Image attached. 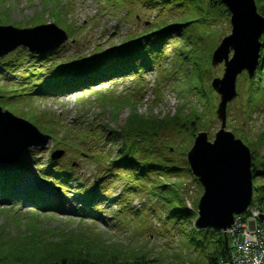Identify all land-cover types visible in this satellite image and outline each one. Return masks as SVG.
<instances>
[{
  "label": "trees",
  "instance_id": "obj_1",
  "mask_svg": "<svg viewBox=\"0 0 264 264\" xmlns=\"http://www.w3.org/2000/svg\"><path fill=\"white\" fill-rule=\"evenodd\" d=\"M103 1L104 9L114 11L118 9L117 5L133 4L132 0ZM136 1H141L142 7L149 11L159 12L158 19L150 26H145L140 33L130 36L119 47L115 46L109 51L98 47L90 56L83 55L64 62L56 61L63 48L41 56L28 54L26 49H18L0 59L1 72L15 77L10 81L16 80L0 85V104L13 110L17 107L13 99L17 97L31 94L57 96L84 90L96 82L112 80L117 76L145 74L156 69L159 70V81L168 83L166 80H171V84L175 83L172 88H180L176 92L182 101L181 114L176 117L172 115L152 119L144 116L138 112V103L134 101L135 105L131 107L133 111L131 109L122 127L112 128L106 124L90 122L85 129L84 126L77 128L61 125L59 120V127L56 125L51 130L52 133L46 131V122L41 117L38 119L31 112L32 109H29L32 113L30 120L37 122L46 133L53 134L58 144L67 148L73 157L82 155L88 158L98 169V175L93 177L94 181L88 187L87 181L78 179L76 168L66 160L50 161L48 166L35 170L46 179V185L50 188L60 186L62 194L55 198L37 188H25L21 196L16 194L24 202L34 206V209L15 211L11 224L7 220L0 225V264H220L221 260L228 257L229 249L223 232L214 229L198 230L193 224L196 212L188 209L181 193L185 188L183 173L187 170L192 175L187 162L182 159L185 154L177 149L172 150L171 148L177 147L170 148L166 141L159 140L158 134L165 127L173 128L171 130L178 137H186L184 148L186 145L189 148L198 131L197 124L200 122L199 125L202 126L210 120L214 106L203 109L200 106L206 105L213 98L211 86L207 84L198 92L199 96L192 93L196 102L191 105L188 104V84H192L193 89L198 91L197 85L205 82L211 73L210 55L216 46L215 40L211 39L209 42L212 43L209 56L205 55L204 50L200 51V47L204 38L216 30L218 23L228 20L230 13L219 0ZM255 1L258 12L264 16V0ZM130 8L128 11L132 13L133 9ZM165 12L172 17L176 16V19L168 21L165 19L168 17ZM58 23L62 24V20ZM64 26L68 28L67 25ZM168 26L171 29L166 28ZM69 31L75 33V29ZM180 38L182 42L179 46V41L176 42L172 65L168 67L170 55L167 53V45ZM261 41L260 64L254 77L248 79L246 87L244 121H251L254 113L264 104V34ZM179 81L180 85L177 83ZM161 95L162 90L159 88L156 97L158 101L161 100ZM203 99L207 100L206 103ZM123 101L125 100H116L115 106H120ZM127 102L130 103V100ZM184 106L189 110L186 112L187 118L190 115L189 119L182 115ZM115 118L114 115L113 121ZM228 126L253 148V200L264 203V160L257 154L258 149H264V130L254 144L246 139L241 130L233 128L231 122ZM117 140H122V143L114 154L112 143ZM30 153L16 166L0 165V190L5 189L10 194L21 185L17 182L26 179L30 172L28 169L38 165L40 159H30ZM75 179L78 180L76 183L73 182ZM26 185L27 182L22 186ZM119 190L120 193L116 196ZM70 192L72 195L68 194ZM141 196L146 198L147 205L151 204L145 205L146 210H153L156 218L163 221V232L157 235L170 242L178 235L177 247L170 245L166 250H157L151 242L152 235H144L143 231L149 230L146 227L148 224H145L146 213L142 209L133 211L131 208L132 201ZM155 202L160 203V208L154 209ZM71 204L76 214L71 215L67 221L74 222L73 228L44 225L43 219L46 221V218H53L54 213ZM5 210L7 209L0 207V211ZM76 216L79 218L76 219ZM20 219L25 220L24 226L19 223ZM86 221L93 225L104 222L113 232L125 235L133 229L140 239L138 242L132 241L129 235L125 237V243L122 237L124 235L117 236L109 232L114 239H108L109 234L102 236L84 228ZM166 245L169 246L168 243Z\"/></svg>",
  "mask_w": 264,
  "mask_h": 264
},
{
  "label": "rangeland",
  "instance_id": "obj_2",
  "mask_svg": "<svg viewBox=\"0 0 264 264\" xmlns=\"http://www.w3.org/2000/svg\"><path fill=\"white\" fill-rule=\"evenodd\" d=\"M132 1L133 4L130 6H127L126 4H123V6L117 5L118 9H115L114 11L109 9L105 10L103 8V5H105L103 0H0V20L6 16L5 14H8L7 19L4 18L5 23H8L6 25H12L19 28H23V26L31 27L33 25L43 24L48 18V22L54 20L56 23H58L60 20H67V22H64V25L67 24L69 30L75 29V33H73V38L70 37L68 39L63 50L59 52L58 57L56 58L57 62H59V60L64 62L66 60L77 59L82 55L90 56L93 54L96 47H102L106 51L110 50L114 46L119 47L130 36L140 33V31H142L145 26L148 24L150 26L151 23L158 19L159 12L156 10L149 11L148 9L143 8L141 1ZM129 7H131L130 10L133 9L132 13L127 10ZM165 13L168 14V17L165 18L168 21H174L176 19V16L172 17V15H170L168 12ZM0 25H4V23ZM64 25H59V27L65 29ZM170 27L171 26H168L166 28L171 29ZM216 27V30H214L211 35H207V37L204 38V43L200 47V51L204 50L203 52H205V55H210L209 51L210 45L212 43L209 44V42L211 39L215 40L216 48L218 43L221 42L222 38L231 32L229 18L228 20L218 23ZM181 39L182 38L179 40H173L167 45V53L170 55V58L167 61L168 67L172 65L176 42L179 41L177 44L179 46V43L182 42H180ZM173 66H175V63H173ZM210 68L211 73L206 77L205 82L199 83L197 85L199 88L198 91L193 89L192 84H188L190 89V93L188 92L190 94L188 97V104L193 105L196 102L191 95L195 94L199 96L198 92L202 91L207 84L210 85L214 78L223 77V64L212 66L210 62ZM195 74L197 76L199 75L197 72ZM4 75V73H0V77H5ZM158 81L159 70L156 69L154 71L147 72L143 77L136 78L135 76L129 75L125 78H119V76H117L112 82H102L98 84V86L95 88V92L100 94L97 93V97L100 98L102 95H106L111 96L110 99L105 98L98 100L94 92L89 91L66 93L56 97H48L44 100H35L29 97L33 95H26L22 99H19L18 97L13 99V103L18 106H22L24 110L32 109L31 112L35 114L37 113L34 111V108L45 111L44 113H47L49 116L41 115L40 113L38 114L41 117V120L46 122V131H50L51 133V130L56 128V125L59 127V124H57L59 118L63 120V125H72L76 126L77 128L84 126L85 129H87L90 122L92 124H106L112 128L122 127L126 121V118L131 113V107L135 105L134 101L138 103V105H136L138 112L144 116H149L152 119L167 116L172 117V115L173 117H176V115L181 114L180 111L182 108L181 98L176 92V90H180V88H172L175 83L171 84L173 82L171 80H166L169 84ZM177 83L180 85V81ZM247 85L248 78L246 75L239 76L237 80L239 95L228 106L227 123L229 124V122H231L233 128L241 130L247 140H250L256 144L255 141L258 140L261 131L264 130V104L261 105L258 110L255 109L257 111L254 113L251 121H244L246 116L243 114V112L247 107V93H245L247 90ZM181 86H183V84ZM159 88L162 90V97L160 98V101H158L156 98ZM207 91L209 92V90ZM212 97L213 98L207 103V100L203 99V102L206 103V105L200 106V109L206 108L207 106L208 108L214 106V108H212L211 118L210 120H207V122H205V124L202 126L199 125V122L197 124L198 131L196 132H207L210 141L214 139L216 132L220 129V122L214 113L219 103V95L214 92ZM125 98H128L130 103L127 102L129 100ZM80 99H86L85 101L87 102L81 103L83 100L80 101ZM121 99L125 100L123 101V104H120V106H115L116 100L119 101ZM101 104H104L105 106L102 107ZM186 106H184L182 109V115L187 118L186 112H189V110L186 108ZM16 114L27 116L20 112H17ZM53 115L59 116V118H56ZM114 115L116 116L115 121H113ZM36 126L42 132H44L38 124ZM171 129L173 128L165 127L164 129L160 130L158 138L159 140L166 141L170 148L171 146L177 147L171 148L172 150L177 149L178 152H184L185 155L182 156V159L187 161L186 155L190 147L187 148L186 145L184 148L186 137H178L177 133ZM227 129L233 132L235 136L242 139L229 126H227ZM121 143L122 140H117L116 142L114 141V143H112L114 154L117 151L118 145ZM246 145H248V143H246ZM37 149H39L40 152L32 154V156L40 159L41 164L44 165H46V162H48L49 157L54 150L63 149L64 155L61 157V159L66 158V162L76 168L78 177L89 181L88 185H91L93 177L98 175V169L92 164L91 161H89L88 158L79 155L76 157L72 156V160H70L67 150L64 147H56V142H54L52 139L46 148ZM171 149L170 151L172 152ZM257 154L263 156L264 149H258ZM190 175L191 174L187 170L183 173L185 178V188L181 190V193L185 204L187 203L188 207L194 206V210H196L197 203L199 201H197V199L202 195L203 189L199 182L193 179L195 178L193 174L191 175L192 177ZM28 178L32 182L31 185L39 187V178L32 176L31 174L28 176ZM21 187L22 185L18 186L17 190L21 189ZM48 190L51 191L49 192L50 194L53 192L50 189ZM71 192L68 194H72ZM12 198H14L12 193L7 194L5 189L0 191V206L8 208L9 206L14 205L13 210L7 209L5 211H0V225L4 224L7 220H9L8 222L11 224L14 220L12 217L15 216V211H17L16 209H24L23 211H27L26 209H28L27 204L25 203L22 206H17L19 199ZM159 204V202H155L153 205L154 209L160 208ZM150 205L151 204L147 206ZM146 207H143L142 211L143 213H146L145 224H148L146 227L148 226L149 230L143 231L144 235H152L151 242L154 244L157 250L161 248L166 250L168 247H170V245L174 248L177 247L178 235L174 237L171 242L163 236L157 235L158 233L163 232V221L158 220L156 218L155 212L151 209L146 210ZM71 212L72 210L70 208L69 210H66V212L55 214L53 218H46V221L43 219L42 222L45 226L49 227L59 226L60 228H73L74 222L67 221L70 218L68 215ZM16 220L18 221V219ZM19 223L24 226L25 220L20 219ZM83 227L86 229H91L94 233H98L102 236H105L106 234L108 235L109 233L117 236L124 235L122 237L125 243H127L125 237L129 235H131L130 237H132V241L136 240L138 242V239H140L139 236H137L136 231H133V229H130V233L125 235L119 233L118 231L113 232L110 227L101 222H99L98 225H93L90 224L89 221H86ZM173 235H175V232ZM107 238L114 239V237L110 234L107 236ZM167 243L169 246L166 245Z\"/></svg>",
  "mask_w": 264,
  "mask_h": 264
},
{
  "label": "water",
  "instance_id": "obj_3",
  "mask_svg": "<svg viewBox=\"0 0 264 264\" xmlns=\"http://www.w3.org/2000/svg\"><path fill=\"white\" fill-rule=\"evenodd\" d=\"M231 13V34L224 37L212 55V65L225 62L222 78H214L211 85L220 94L216 109L221 122L215 139L208 133L197 134L187 154L188 164L203 186L198 204L197 229H216L224 233L234 222V215L243 213L253 195L252 152L227 127L228 103L237 97V78L247 71L253 78L260 61L264 33V16L255 0H220ZM67 33L54 24L28 29L0 27V56L19 46L43 54L59 47L67 40ZM233 51L232 58H230ZM49 137L28 121L2 111L0 107V163H15L30 147H44ZM54 153L57 159L61 153ZM228 244L227 238L225 240Z\"/></svg>",
  "mask_w": 264,
  "mask_h": 264
},
{
  "label": "built area",
  "instance_id": "obj_4",
  "mask_svg": "<svg viewBox=\"0 0 264 264\" xmlns=\"http://www.w3.org/2000/svg\"><path fill=\"white\" fill-rule=\"evenodd\" d=\"M264 207L254 205L245 216H238L229 233L232 251L223 264H264Z\"/></svg>",
  "mask_w": 264,
  "mask_h": 264
},
{
  "label": "bare ground",
  "instance_id": "obj_5",
  "mask_svg": "<svg viewBox=\"0 0 264 264\" xmlns=\"http://www.w3.org/2000/svg\"><path fill=\"white\" fill-rule=\"evenodd\" d=\"M36 90H38V88H36ZM27 177H28V174H27ZM24 180V179H23ZM23 180H21V182H17V183H21L22 185H24V181ZM137 210H139L138 208H136V209H133V211H137Z\"/></svg>",
  "mask_w": 264,
  "mask_h": 264
}]
</instances>
